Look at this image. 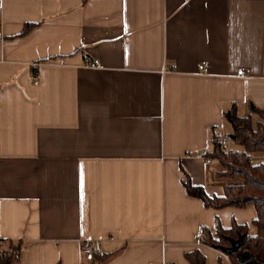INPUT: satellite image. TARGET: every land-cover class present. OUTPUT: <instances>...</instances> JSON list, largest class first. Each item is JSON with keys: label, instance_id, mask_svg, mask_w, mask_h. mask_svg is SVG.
<instances>
[{"label": "crops", "instance_id": "crops-1", "mask_svg": "<svg viewBox=\"0 0 264 264\" xmlns=\"http://www.w3.org/2000/svg\"><path fill=\"white\" fill-rule=\"evenodd\" d=\"M233 104L264 111V0H0V239L18 264H231L196 236H253L254 207L183 182L224 196L206 154Z\"/></svg>", "mask_w": 264, "mask_h": 264}, {"label": "trees", "instance_id": "trees-1", "mask_svg": "<svg viewBox=\"0 0 264 264\" xmlns=\"http://www.w3.org/2000/svg\"><path fill=\"white\" fill-rule=\"evenodd\" d=\"M33 25L24 24L17 36L25 34ZM252 114L257 118L253 119ZM223 115L232 128L230 141L243 147V150L227 149L215 140V136L212 137L213 148L206 156L221 165L214 177L224 182V196L209 198L202 187L191 184L188 176L183 185L189 195L200 198L206 207L252 205L256 212L252 224L257 233L248 236L245 225L233 224L225 229L216 221L214 233L208 227H201L198 241L219 249L230 245L228 238L242 235L241 248L227 254L230 263L264 264V158H254L264 157V111L253 107L251 114L240 117L236 104H233ZM21 246L20 240L0 239V264H18ZM185 258L190 264H206L204 255L198 250L186 253Z\"/></svg>", "mask_w": 264, "mask_h": 264}, {"label": "built area", "instance_id": "built-area-1", "mask_svg": "<svg viewBox=\"0 0 264 264\" xmlns=\"http://www.w3.org/2000/svg\"><path fill=\"white\" fill-rule=\"evenodd\" d=\"M87 65L90 67H100V62L98 60L88 61ZM36 75L33 73L32 79L35 80ZM215 140L221 143L223 146H226L227 142L230 141V136L227 133H218L215 136ZM209 161V160H207ZM201 234L200 232L197 234L196 239L199 240ZM112 239V237H109ZM102 237L98 236L95 238H86L81 241L80 251L85 260H92L96 255L103 257L105 252L102 248ZM227 255V254H226Z\"/></svg>", "mask_w": 264, "mask_h": 264}, {"label": "water", "instance_id": "water-1", "mask_svg": "<svg viewBox=\"0 0 264 264\" xmlns=\"http://www.w3.org/2000/svg\"><path fill=\"white\" fill-rule=\"evenodd\" d=\"M252 107V106H251ZM230 139L233 138L232 135H229ZM230 245L227 247H220L219 250H221L224 254H229L232 252H235L236 250H238L239 248H241L242 243H243V236L242 235H238L237 238H228ZM244 256L247 257V254L244 252Z\"/></svg>", "mask_w": 264, "mask_h": 264}, {"label": "rangeland", "instance_id": "rangeland-1", "mask_svg": "<svg viewBox=\"0 0 264 264\" xmlns=\"http://www.w3.org/2000/svg\"><path fill=\"white\" fill-rule=\"evenodd\" d=\"M257 116H254L253 119H256ZM227 149H236V150H243V147L239 144H235L231 141H228L226 146H225ZM217 169H221V165L219 163H217Z\"/></svg>", "mask_w": 264, "mask_h": 264}]
</instances>
